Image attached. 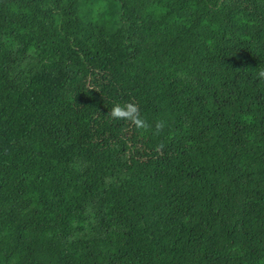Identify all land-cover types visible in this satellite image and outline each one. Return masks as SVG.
I'll return each mask as SVG.
<instances>
[{
  "label": "trees",
  "instance_id": "trees-1",
  "mask_svg": "<svg viewBox=\"0 0 264 264\" xmlns=\"http://www.w3.org/2000/svg\"><path fill=\"white\" fill-rule=\"evenodd\" d=\"M258 67L264 0H0V264H264Z\"/></svg>",
  "mask_w": 264,
  "mask_h": 264
},
{
  "label": "clouds",
  "instance_id": "clouds-1",
  "mask_svg": "<svg viewBox=\"0 0 264 264\" xmlns=\"http://www.w3.org/2000/svg\"><path fill=\"white\" fill-rule=\"evenodd\" d=\"M258 82L264 83V68L255 69V77ZM110 121H123L126 125L137 131L149 132L154 136H161L167 128V123L163 119H156L149 122L142 114L140 106L131 101L126 103H115L107 114ZM163 147V145H161Z\"/></svg>",
  "mask_w": 264,
  "mask_h": 264
}]
</instances>
